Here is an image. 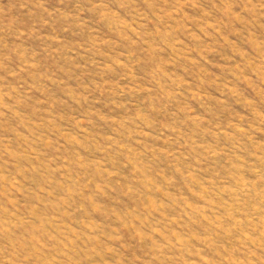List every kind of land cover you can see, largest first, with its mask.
<instances>
[{
  "label": "rangeland",
  "instance_id": "1",
  "mask_svg": "<svg viewBox=\"0 0 264 264\" xmlns=\"http://www.w3.org/2000/svg\"><path fill=\"white\" fill-rule=\"evenodd\" d=\"M0 264H264V0H0Z\"/></svg>",
  "mask_w": 264,
  "mask_h": 264
}]
</instances>
